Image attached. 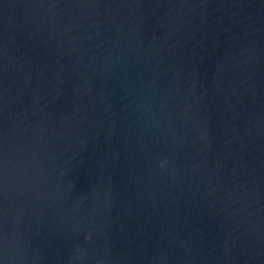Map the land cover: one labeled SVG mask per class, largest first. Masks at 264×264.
<instances>
[{
  "label": "water",
  "instance_id": "obj_1",
  "mask_svg": "<svg viewBox=\"0 0 264 264\" xmlns=\"http://www.w3.org/2000/svg\"><path fill=\"white\" fill-rule=\"evenodd\" d=\"M0 264H264V0H0Z\"/></svg>",
  "mask_w": 264,
  "mask_h": 264
}]
</instances>
